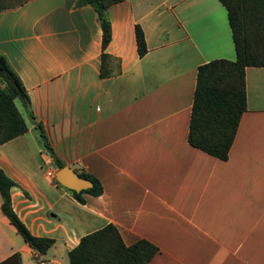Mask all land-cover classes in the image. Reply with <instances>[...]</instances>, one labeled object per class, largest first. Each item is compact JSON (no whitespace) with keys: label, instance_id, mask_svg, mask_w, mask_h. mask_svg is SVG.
<instances>
[{"label":"crops","instance_id":"obj_1","mask_svg":"<svg viewBox=\"0 0 264 264\" xmlns=\"http://www.w3.org/2000/svg\"><path fill=\"white\" fill-rule=\"evenodd\" d=\"M80 0H29L0 11V55L27 90L16 106L28 130L0 145L14 182L13 207L34 235L55 244L40 255L2 211L0 263L69 264L82 237L108 224L124 242L153 243L148 264H264V67H248V108L228 159L189 142L199 67L236 60L220 0H123L108 17L105 52L121 70L101 77L103 28ZM148 51L141 56L136 26ZM64 166L98 178L102 194L80 202L57 182Z\"/></svg>","mask_w":264,"mask_h":264},{"label":"trees","instance_id":"obj_2","mask_svg":"<svg viewBox=\"0 0 264 264\" xmlns=\"http://www.w3.org/2000/svg\"><path fill=\"white\" fill-rule=\"evenodd\" d=\"M29 0H0V11L17 8ZM123 0H80L79 4L92 5L103 28L101 77L114 76L121 70L118 58L105 52L112 40V27L108 9ZM228 11L230 28L236 50V60L215 59L199 67L194 95L189 142L216 157L228 159L241 118L248 108L246 70L248 67H264V0H220ZM138 51L144 56L148 46L144 31L136 26ZM29 107L30 100L25 86L8 62L0 55V145L18 137L28 130V125L18 107L16 99ZM46 147L51 151L58 166L64 164L52 149L45 129L38 126ZM90 179L93 187L77 192L74 196L85 202L84 194L98 196L103 193L102 182L86 173H79ZM58 182V181H57ZM15 182L0 168V192L2 211L16 227L24 240L40 255L47 254L55 244L49 237L33 234L16 213L11 190ZM119 229L108 224L82 237L79 244L69 252V264H148L158 248L147 240L127 245ZM0 264H22L16 253Z\"/></svg>","mask_w":264,"mask_h":264},{"label":"water","instance_id":"obj_3","mask_svg":"<svg viewBox=\"0 0 264 264\" xmlns=\"http://www.w3.org/2000/svg\"><path fill=\"white\" fill-rule=\"evenodd\" d=\"M56 179L68 189L81 192L82 190L93 187V182L79 174L70 166H63L56 172Z\"/></svg>","mask_w":264,"mask_h":264}]
</instances>
